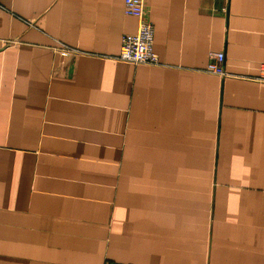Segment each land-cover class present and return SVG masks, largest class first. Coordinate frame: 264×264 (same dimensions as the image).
I'll use <instances>...</instances> for the list:
<instances>
[{"label": "crops", "instance_id": "1", "mask_svg": "<svg viewBox=\"0 0 264 264\" xmlns=\"http://www.w3.org/2000/svg\"><path fill=\"white\" fill-rule=\"evenodd\" d=\"M145 5L0 0V264H264V0Z\"/></svg>", "mask_w": 264, "mask_h": 264}, {"label": "built area", "instance_id": "2", "mask_svg": "<svg viewBox=\"0 0 264 264\" xmlns=\"http://www.w3.org/2000/svg\"><path fill=\"white\" fill-rule=\"evenodd\" d=\"M124 13L133 16L137 26L135 32L122 36L118 60L132 64H158V56L153 51V25L147 16L145 0H124ZM223 61V52H209L207 71L224 75ZM256 79L264 81V62L258 66Z\"/></svg>", "mask_w": 264, "mask_h": 264}]
</instances>
